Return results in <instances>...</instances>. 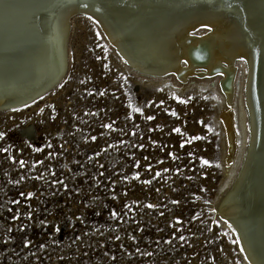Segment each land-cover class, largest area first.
<instances>
[{
	"label": "rangeland",
	"instance_id": "1",
	"mask_svg": "<svg viewBox=\"0 0 264 264\" xmlns=\"http://www.w3.org/2000/svg\"><path fill=\"white\" fill-rule=\"evenodd\" d=\"M84 1L90 0L72 2L63 80L24 106L0 110V264H247L232 228L213 210L243 162L252 130L259 151L255 112L264 129L260 53L245 47L252 44V15L240 21L231 6L237 0H227L169 14L174 18L153 16L162 29L154 37L158 46L184 32L208 36L210 52L190 51L193 67L164 54L151 72L134 64L113 21L101 20ZM225 8L227 14L213 16ZM78 11L93 19L73 16ZM190 20L198 21L195 31ZM226 23L238 27L231 35L240 45L235 52L223 41ZM112 35L117 45L108 42ZM218 49L223 60L215 66L211 54ZM229 133L234 156L227 161Z\"/></svg>",
	"mask_w": 264,
	"mask_h": 264
},
{
	"label": "bare ground",
	"instance_id": "2",
	"mask_svg": "<svg viewBox=\"0 0 264 264\" xmlns=\"http://www.w3.org/2000/svg\"><path fill=\"white\" fill-rule=\"evenodd\" d=\"M73 1L74 0H54V8H52L53 0H0V105L1 101L4 100V95H16L20 97L18 99L27 98L29 95L37 92L38 88L46 87L51 82L64 77L68 67L66 45L69 27L68 19L72 12L71 6ZM214 1L215 0H187V2L183 4L181 0H90L84 1L83 4L87 7H83L90 11L93 9L92 12H96L95 14H97L101 20L113 21L121 36L132 48L131 51L134 59L133 61L135 62L134 64L137 65L139 69L153 72V69L163 65L161 57L164 56V54H166L169 61H172V57L178 54V57H176L174 61L183 58L188 65L193 67L192 65L195 60L191 57L192 53L190 51L194 52V50L203 47L206 49L207 53L210 52V48L204 46V42L208 40V36L203 37L196 34L188 36L184 32L174 37L172 42L168 40V35L165 36L163 40L159 42L158 46L154 37L160 36L162 29L158 25L152 23L153 16L173 17L169 14H177L180 16L189 12H194L200 8H219L220 6H224L222 4L227 3V0H217L216 3H213ZM251 1H257L255 7H251V3L247 0H237L235 3L230 4L235 10H239L240 14L237 12L238 15L235 14L237 15L236 17H242L239 18L240 21L242 19L244 22L245 19H248V17L245 16L246 12L252 15L253 21H249L251 22L250 24H252L250 30L253 28L251 31V34L253 33V39H249L252 41V44L250 43L251 47H245H247V50L248 48L253 50L252 48L254 47L257 54L259 55L260 53L259 57L262 67H259L261 72L259 79L261 96L259 98L263 107L264 121V0ZM101 2L102 4H100ZM244 2H246V4ZM105 8L110 9L109 12ZM245 8L246 10H244ZM223 10L224 11L220 12V14H213V16H222L228 8ZM184 11L188 12L182 13ZM253 12L257 13L256 16L252 14ZM229 13L231 14L230 11ZM79 14L81 13L75 12L73 16ZM82 14L89 15L87 12H83ZM94 21L98 24L95 19ZM190 21L188 22L189 28L194 30V26L198 21ZM228 22H230V20ZM229 24L227 26L226 23L225 35L227 38L223 39V41H228V43L231 44L230 51H234V48L240 45L236 44L234 46L231 35L232 30L238 27L236 23H233V25L230 24V26ZM216 25H219V23ZM220 28L222 27L219 26V29ZM178 29H182V26ZM57 31H59V36ZM187 39L193 40V44L188 45L186 43ZM109 41L117 45L114 35L111 36ZM151 41L154 43L152 44ZM29 42L31 44L25 45V43L27 44ZM56 43L59 46V50L55 47ZM168 44L169 48L167 49ZM224 48V52H226L227 49L226 47ZM164 49H166L165 52ZM213 49L214 48H212V50ZM219 49L211 54L215 59V63H219V61L223 60L221 56L223 50L220 51ZM16 50L18 51V55L11 58ZM154 51L157 52L156 56H153ZM218 51H220V54ZM247 58L250 61L249 55H247ZM218 63L215 64V66H217ZM252 65L253 61H251V72L248 74L249 77L247 76L248 79L246 78L244 82L245 93H247L249 97H252ZM229 67L230 66L227 68L229 69ZM136 71L145 73L140 70ZM183 72L186 73L187 70L184 69ZM188 73L189 71L186 74ZM257 76H259V74ZM13 100H15L14 102L18 101L17 99ZM239 116H241L240 113ZM229 123L230 121L225 119L224 125L228 131L230 130ZM244 135L246 134L244 133ZM255 135L257 136V130L256 132L252 130L251 142L250 139L245 140V147L243 148L245 153H243L244 156L242 155L244 158L243 162H241L236 174L221 194V197H219L217 204L214 206V211L219 212L221 216L227 215L226 217L229 218L231 223L235 224L239 236V240L238 238L237 240L242 246L245 254L244 256L249 261L247 264H264V129L263 133L261 131V138H258L259 143L257 142V144L260 146L258 152L255 148ZM233 139V135L229 133L227 135V161L234 156V149L232 146ZM259 152L260 154L258 155ZM259 165L260 167H258ZM223 205L224 210L222 211L220 208ZM248 222L250 224L249 229Z\"/></svg>",
	"mask_w": 264,
	"mask_h": 264
},
{
	"label": "water",
	"instance_id": "3",
	"mask_svg": "<svg viewBox=\"0 0 264 264\" xmlns=\"http://www.w3.org/2000/svg\"><path fill=\"white\" fill-rule=\"evenodd\" d=\"M76 13H83V12H76ZM88 16V15H87ZM90 17H91V15H89ZM92 18V17H91ZM98 26H100V25H98ZM105 36V35H104ZM106 37V36H105ZM133 37V36H132ZM106 39H108L107 37H106ZM108 41V40H107ZM109 43H110V41H108ZM29 44H31L30 42L29 43H25V45H29ZM111 44V43H110ZM114 48L116 49V52L125 60V58L121 55V53L119 52V50L114 46ZM18 55V51L16 50L14 53H13V55L11 56V58L13 57V56H17ZM126 61V60H125ZM127 62V61H126ZM128 63V62H127ZM63 78L64 77H61L60 79H57V80H55V81H53V82H51L49 85H47L46 87H40V88H38L37 90V92H35L34 94H31V95H29V97H25V98H23V99H18V98H20V97H17L16 95H4L5 97H4V100L3 101H1V105H0V110H2V111H6V110H12V109H15V108H19V107H21V106H24V105H26V104H28V103H30V102H32L33 100H35V99H37L38 97H40V96H42V95H44L45 93H47L48 91H50L51 89H53L55 86H57L62 80H63ZM42 88V89H41ZM13 99H17L18 101L17 102H14L15 100H13ZM9 102V103H8ZM256 118H257V121H258V126H257V128H258V138H261V114H260V112L258 111V112H255V120H256ZM260 154V152L258 153V155ZM258 167H260V165L258 166ZM213 212H214V214L219 218V219H221V220H223V222L227 225V226H230L231 225V228H232V230H233V232H235L236 233V235H237V238L239 237L238 236V232H237V229L235 228V224H233V223H231V221L229 220V219H226V218H224V217H222L220 214H219V212H216V211H214L213 210ZM238 240H239V238H238ZM239 245H240V249H242V246H241V244H240V242H239ZM242 251V250H241ZM242 254H243V256L245 255L244 254V252L242 251ZM244 259L246 260V262L247 263H249V261L246 259V257L244 256Z\"/></svg>",
	"mask_w": 264,
	"mask_h": 264
},
{
	"label": "snow or ice",
	"instance_id": "4",
	"mask_svg": "<svg viewBox=\"0 0 264 264\" xmlns=\"http://www.w3.org/2000/svg\"><path fill=\"white\" fill-rule=\"evenodd\" d=\"M97 58L99 59V57H97ZM177 99H178V97H177ZM129 107H131V105H129ZM134 111L139 112L140 109L139 108H135ZM172 115L175 116L176 113L175 112H172ZM147 119L151 120V119H153V117L149 116V117H147ZM105 127H107V125H105ZM172 131L179 132L180 131V128H178V127L177 128H173ZM0 136H3V133H0ZM93 139H95V137H93ZM194 139H200V137H194ZM181 146H183V143H182ZM169 155H171V153H169ZM201 162L203 164H208L209 163V161L207 159H203V158H202V161ZM157 175H159V173H157ZM28 195L30 196V195H32V193H28ZM149 207H152V205H149ZM113 215H115V213H113ZM13 218H15V217H13ZM230 227H231V225H230ZM181 239H183V237H181ZM236 242L238 243L239 241L237 240ZM241 250L243 251V249H241Z\"/></svg>",
	"mask_w": 264,
	"mask_h": 264
}]
</instances>
